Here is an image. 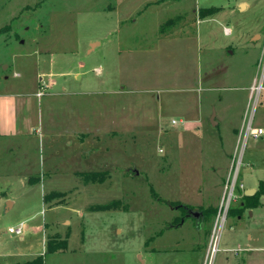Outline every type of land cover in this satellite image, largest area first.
<instances>
[{"label":"rangeland","instance_id":"rangeland-1","mask_svg":"<svg viewBox=\"0 0 264 264\" xmlns=\"http://www.w3.org/2000/svg\"><path fill=\"white\" fill-rule=\"evenodd\" d=\"M26 92L36 132L0 135V264H198L231 187L213 264L259 259L241 180L264 182V0H0V94Z\"/></svg>","mask_w":264,"mask_h":264},{"label":"crops","instance_id":"crops-1","mask_svg":"<svg viewBox=\"0 0 264 264\" xmlns=\"http://www.w3.org/2000/svg\"><path fill=\"white\" fill-rule=\"evenodd\" d=\"M91 44L94 45L95 42H92ZM53 83L54 82L52 80H49L46 82V85L50 86ZM38 93L39 92H36V93L26 92V93H15V94L6 93V95L0 94V135L7 134L8 136H10V135H12V136H17V135L27 136L30 133L36 132L35 128L30 127V125H29L30 123L28 120L29 117L27 115L30 113L29 105H30L31 99H29V98L37 97ZM20 109L24 110L23 113L27 114L25 118L23 117V114L18 115V110H20ZM65 132H67V131H65ZM67 134L71 136V134H69V133H67ZM77 137L79 138V140L81 139V142L84 140V137H81L79 135H77ZM77 137H75V138H77ZM71 140H73V139H68L67 144H71ZM258 181H254V182L253 181H247L248 183H247V185H245L244 182H242V180H241V183L243 184V186H245L242 189V193H244L245 190H247V188H253L256 190L257 186H258ZM263 197H264V193H263V195H261L259 197L260 205H258L257 207L264 205V201H263L264 198ZM8 203L10 204V202H8ZM214 207H215L216 211H218L219 204L215 205ZM206 208L207 207H205V209ZM194 211H198L200 213L199 210L195 209ZM200 215L198 214L197 217L199 218ZM63 221L66 222L67 220H63ZM263 233L264 232L261 231V233L255 235L254 237L252 234H249L248 239L249 240H255L254 245L248 243V245L244 246V248L247 249L248 252L250 251V253L258 252L257 258H259V259L256 262H252V264H264V234ZM66 238H67V236H66ZM207 243H208V240H207ZM206 247H207V244H205L203 246V255H202L203 258L202 259H204V256L206 254V251H205ZM223 249L227 250L226 247L222 248V250ZM250 260H253L251 256L249 257V261ZM200 262L198 264H202L203 260L201 263ZM185 264H190V263L187 261Z\"/></svg>","mask_w":264,"mask_h":264},{"label":"trees","instance_id":"trees-1","mask_svg":"<svg viewBox=\"0 0 264 264\" xmlns=\"http://www.w3.org/2000/svg\"><path fill=\"white\" fill-rule=\"evenodd\" d=\"M211 8L212 7L198 9V11H197L198 16H200L201 18L205 17L208 14L209 9H211ZM171 21H172V19H169L165 23L161 24V26H160L161 32H163L165 30L164 26L170 24ZM99 174H101V173L97 174V172H93V173H88L87 175H83V177L85 179L88 178L90 180H93V178L99 176ZM263 193H264V182L259 180L257 189H256L254 194L247 195V196L243 195V198L245 199L243 201L244 208L257 207L258 205H260L259 197L261 195H263ZM52 195H54L52 192H49L48 194H46L43 197L44 201L46 202V199ZM114 206H116V205L114 203H111V202H109V203H98V204H96V206L93 207V209L94 210H109V209L115 208ZM189 208H191V207H189ZM215 211H216V209L212 212V214H214ZM200 213H202V215H203V211ZM66 236H67V234L64 235V238L62 239L59 237V235H48L47 241L45 242V246H44V253L53 252V251H57V250H64L66 248V244H67ZM14 264H44V256L42 254H37V255H34L33 257H31L30 260H25L23 262H15Z\"/></svg>","mask_w":264,"mask_h":264},{"label":"built area","instance_id":"built-area-1","mask_svg":"<svg viewBox=\"0 0 264 264\" xmlns=\"http://www.w3.org/2000/svg\"><path fill=\"white\" fill-rule=\"evenodd\" d=\"M176 121L175 120H172V123H175ZM262 133H264V130L263 128H253L251 127V125H247L246 127V136L247 135H251L253 136L254 138H257L259 137L260 135H262ZM233 185V181L231 182ZM229 187V185H228ZM234 187V186H233ZM232 187L230 188V191L226 197V200L227 202L224 204V201H223V204L219 206L218 208V212L216 214V220H215V223H214V226L211 230V235H210V238L208 240V243H207V247H206V254L204 256V259H203V262L202 264H213V260H214V257H215V254L216 252L218 251V244H219V239H220V229H221V225H222V222L224 220V216H220V214L224 215L223 212H225L227 209H228V205H229V202H230V197L232 196ZM224 200V199H223ZM223 209V210H222ZM23 225L22 222H19L18 225L14 226L12 228V230L16 233H19L21 231V226ZM227 250H230V251H238L239 248H232V249H227Z\"/></svg>","mask_w":264,"mask_h":264},{"label":"water","instance_id":"water-1","mask_svg":"<svg viewBox=\"0 0 264 264\" xmlns=\"http://www.w3.org/2000/svg\"><path fill=\"white\" fill-rule=\"evenodd\" d=\"M244 6V3H241L240 5H239V7H240V10H241V7H243ZM137 172V171H136ZM255 192V189H253V188H247V190H245V192H244V195H251V194H253ZM7 204L9 205V203L7 202ZM8 208V207H7ZM198 214H199V212L198 211H194L193 212V216L194 217H196L197 218V216H198Z\"/></svg>","mask_w":264,"mask_h":264},{"label":"flooded vegetation","instance_id":"flooded-vegetation-1","mask_svg":"<svg viewBox=\"0 0 264 264\" xmlns=\"http://www.w3.org/2000/svg\"><path fill=\"white\" fill-rule=\"evenodd\" d=\"M179 207H181V208H183L184 210H186V211H187V215H191V216H193V212H194V210H193L192 208H189L187 204L180 203V204H179ZM200 214H201V213H199V215H200Z\"/></svg>","mask_w":264,"mask_h":264}]
</instances>
